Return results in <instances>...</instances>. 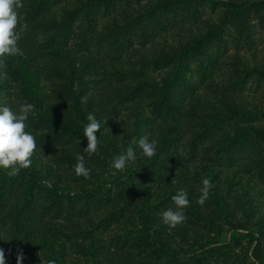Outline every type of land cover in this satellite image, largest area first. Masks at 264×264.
Segmentation results:
<instances>
[{
	"label": "trees",
	"instance_id": "16d2710c",
	"mask_svg": "<svg viewBox=\"0 0 264 264\" xmlns=\"http://www.w3.org/2000/svg\"><path fill=\"white\" fill-rule=\"evenodd\" d=\"M21 3L17 10L21 51L0 60V103L15 109L21 103L35 106L28 123L36 134L37 149L31 166L18 174L0 170V239L1 224L7 220L14 223L9 232H39L42 241L46 236L42 227L83 233L88 243L73 238L59 254L55 244L45 243L49 258L66 264L69 249L92 257L72 264H257L250 258L251 244L255 257L264 259V123L256 120L264 113L263 106L230 100L229 94L217 89L212 90L216 95L211 93L215 96L199 100L206 106L203 113L194 109L193 98L189 106L173 94L192 83L187 75L193 63H199L202 81L221 75L224 68L228 73L222 77L227 81L233 72L241 75L245 70L248 76L255 68L264 77V58L251 65L235 57L241 54L238 48L244 49L241 41H252V14L264 20V0ZM123 21L128 22L125 29ZM139 23L143 28L139 36L146 38L143 45L150 46L130 54L125 46L138 36ZM232 28L238 46L234 58L225 53ZM106 45L123 59L108 62V73L103 74L108 79L101 84L102 73L99 65L94 66L97 56L91 49ZM223 54L228 55L226 60ZM153 68L161 69L158 78L151 73ZM147 105H153L150 114ZM89 112L101 121L97 135L102 150L91 157L85 154L91 169L86 179L75 174L74 165L75 153H83L88 143L83 126ZM120 134L125 149L147 135L157 141V152L151 158L138 156L113 176L109 158L118 151ZM45 151L51 156L46 161L40 156ZM204 177L213 187L201 205L197 200ZM44 179H49L51 197L57 201L39 209L35 194ZM15 184L20 187L19 198L13 202L10 186ZM178 188L188 191L191 203L185 209L186 220L170 227L163 223L162 212L176 210L171 197ZM58 199L68 200L71 220L37 222L35 210L54 207L62 215L65 208ZM77 200L85 203L80 210ZM232 228L249 231L248 244L238 252L218 240ZM0 248L4 249L1 242ZM201 250L208 255L195 256Z\"/></svg>",
	"mask_w": 264,
	"mask_h": 264
},
{
	"label": "rangeland",
	"instance_id": "374dc122",
	"mask_svg": "<svg viewBox=\"0 0 264 264\" xmlns=\"http://www.w3.org/2000/svg\"><path fill=\"white\" fill-rule=\"evenodd\" d=\"M206 12L208 13V9H206ZM112 15V14H111ZM108 16L105 15L106 19H109L112 16ZM179 21V19H177ZM131 21V20H130ZM133 22V21H131ZM127 21H123L121 26V29H125L124 25H127ZM179 23H184L183 21H180ZM251 23H252V30H251V35H252V41L249 42L248 44L246 43V41H241L240 42V47H244V49L238 48L239 50H241V54L237 55L235 54V50L238 46L235 45V43L233 42L235 39V34H234V29H231V34L228 37V40H230V48L228 51H226V54H232V58H234V54L236 58H240L243 57V60H245V62L254 65L255 63H257L258 59H261L263 61L264 58V20L261 21L260 19V15H255L252 14L251 17ZM141 23H139L137 26L138 31H136V35L138 36H134V39L132 42H129L126 46H125V50L130 53V54H134L136 51V49H146L149 45V43L146 45H143L146 42V38L139 36L141 33H143L142 31V27L140 25ZM187 24H190V20L187 22ZM156 26V23H150L149 26L150 28ZM149 28V29H150ZM177 28V26L175 27ZM174 29L171 31V33H173ZM176 31V29H175ZM157 33V32H156ZM163 37H159L158 40L162 39ZM144 42V43H143ZM102 44L105 42H101ZM225 47L222 46L221 51L224 52ZM92 52H94L95 56H97V61L95 62V65H99L100 68L98 69L100 73H102V75H100L101 77V84L107 80L108 78H106L104 75H106V73H108V67H109V61L114 60L115 58H118L117 61H121V59H123L122 55H117L114 56L113 51H111V48L109 45H106L103 49H99L97 47H92L91 49ZM216 53L221 54L222 52L220 51L219 48H216ZM226 54L221 55L222 60H226L227 56ZM223 62V61H222ZM221 62V63H222ZM247 63V64H248ZM258 68L252 69L248 72V76L244 75L245 74V70L240 74H237L235 72L230 74L231 79H229L227 81V79L223 78L222 75L225 74L227 75V71L225 70V68L221 71V75L220 74H214L213 78L208 79V80H204L202 81V74L203 71L201 69V67H199V63H193L192 67H191V71H188V77L187 80L188 81H192L191 84H188L186 86H184V88L182 89V87L177 88L176 90L173 91V94L176 98H179L181 100H183L184 104L189 105L190 106V102L189 101L191 98H193L192 104L193 103H197V105H195L194 109L195 110H199L200 112H203V109L206 107L204 105L203 102H199V100L204 96H210L213 97L215 96V92L212 90H220L218 93H221L223 91L226 92V94L230 95V100H234V101H239L241 103H247V104H252V105H258V106H263L264 108V77H260V75L258 74ZM161 70V69H160ZM160 70L156 69L154 70V68L151 70V73L155 76V77H159L160 75ZM208 72V70H207ZM217 72V71H216ZM104 74V75H103ZM244 75V76H243ZM104 76V77H103ZM210 81L212 83V86H209ZM212 88V89H211ZM214 94H211V93ZM200 96V98L198 97ZM144 100H146V98L144 97ZM152 106L153 105H147L146 106V112H148L149 114L152 113ZM202 107V109H200L199 107ZM205 113L207 111H204ZM203 112V113H204ZM257 121H259L260 123H264V113L261 114L260 117L256 118ZM123 134L119 135V146H118V151L116 153L119 154L122 151L125 150L122 138H123ZM98 142H100V137L98 136ZM248 144V143H247ZM102 150L101 148L98 147L97 149V153H99ZM139 151V150H138ZM244 151V150H243ZM46 152V151H45ZM245 152V153H244ZM242 154H244L246 156V154H248L249 150L248 148L245 149ZM50 153L46 152L42 153L41 159L43 160H49V158L51 157L50 155H48ZM48 155V156H47ZM138 156H142V150H140V152L137 154ZM109 161H112V158H109ZM148 176L153 178V174L151 172H148ZM19 183V182H18ZM19 184H15L13 187L10 186V191L11 194L9 196L10 201H13L19 198L18 192H19ZM52 188V185L49 181V179H44L40 184L39 187L36 191L35 194V201H36V205L39 209H41L42 207L45 206H52L53 203L56 204V199L51 197L52 192L50 191V189ZM9 191V192H10ZM156 196V195H154ZM263 198H261L262 201ZM59 203L58 204H63L62 206H60L61 208H65V210L63 211L62 215H59V213L57 212L56 208H51V209H47L46 212L41 211L40 210H35V217L37 219H35L37 222L40 221H44L46 222V220L48 219H57L58 222H62V223H68L71 218L73 217V214H70V211L66 210L67 207V203L68 200H63V199H58ZM78 201V200H77ZM80 204L84 207L85 203H82L81 201H78L76 207L77 210L82 209ZM92 212V211H91ZM85 216L80 217V219H84ZM86 220V219H84ZM43 223V222H42ZM13 221L12 220H7L5 222H2L1 224V232H2V238L0 239V242L3 244L4 246V251L7 254L5 257V264H18V256H22L23 257V261L22 264H48L49 261V251H48V245H46L45 243H53L55 244V247L57 248V252L58 254L60 253V249L64 246V245H69L70 241L73 238H76L77 240H80L81 242H86L88 243V238H84L83 233H80L78 231H72L69 234H66L65 232H63L62 230H56L55 228H51V227H42L43 228V232L46 235L45 236V241L41 240V236L39 232H18V231H13L9 232L10 228L13 226ZM174 231H171V233L173 234ZM249 232L246 229H236V228H232L229 229L227 232H225L218 240L221 241V244H226L229 243V245H232V249L231 251H235L238 252L241 250L242 247L246 246L248 244V238H249V234L247 233ZM177 237V235H175ZM179 236V235H178ZM179 240V239H178ZM176 242V241H175ZM84 245V244H83ZM254 245L255 244H251V246L249 247V255L251 260H255L257 262V264H264V259H259L257 257H255V255L253 254V249H254ZM176 248H182L181 245H178ZM204 250H201L199 253H197L195 256L198 257V255L200 256V254H203L204 256H207L208 253L203 252ZM230 251V250H229ZM56 252V253H57ZM68 255L65 256V258H68V260L66 261L68 264H72L75 263L78 260H83V261H87V260H91L92 257H90L89 255H86L84 252H81L77 249H69L68 251ZM202 257V256H200ZM56 261V264H66L64 262H62V260L59 259H53Z\"/></svg>",
	"mask_w": 264,
	"mask_h": 264
},
{
	"label": "clouds",
	"instance_id": "9594fccd",
	"mask_svg": "<svg viewBox=\"0 0 264 264\" xmlns=\"http://www.w3.org/2000/svg\"><path fill=\"white\" fill-rule=\"evenodd\" d=\"M22 7L21 0H0V60L5 56H15L20 53L17 31L18 9ZM35 115V106L31 103H21L18 109L6 103H0V170H8V175H16L21 169L28 168L32 164L31 157L37 149L36 134L30 129L29 118ZM87 123L83 126V137L87 138V145L83 153H75L76 163L74 171L77 176L89 178L91 169L85 164V154L91 157L98 149V135L101 132V121L93 112L87 114ZM135 147L129 145L121 153L114 155L111 167L112 175L123 172L137 160V151L142 150V156L151 158L156 155L157 141L149 140L148 136H141L134 141ZM172 183H176L175 180ZM199 188L200 196L197 203L203 205L213 187L209 178L201 180ZM176 210L168 208L162 212L163 223L170 227L186 220L185 209L190 205L189 193L184 188H178L171 197ZM23 257L18 256V264H22ZM0 264H5L4 250L0 248ZM48 264H56L55 260H49Z\"/></svg>",
	"mask_w": 264,
	"mask_h": 264
}]
</instances>
